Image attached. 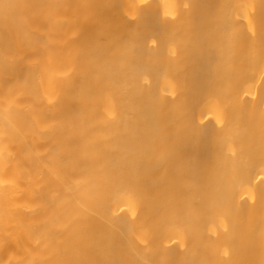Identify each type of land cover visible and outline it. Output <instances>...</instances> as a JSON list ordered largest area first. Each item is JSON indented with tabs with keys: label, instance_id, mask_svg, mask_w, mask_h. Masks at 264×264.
Here are the masks:
<instances>
[{
	"label": "bare ground",
	"instance_id": "1",
	"mask_svg": "<svg viewBox=\"0 0 264 264\" xmlns=\"http://www.w3.org/2000/svg\"><path fill=\"white\" fill-rule=\"evenodd\" d=\"M0 264H264V0H0Z\"/></svg>",
	"mask_w": 264,
	"mask_h": 264
}]
</instances>
